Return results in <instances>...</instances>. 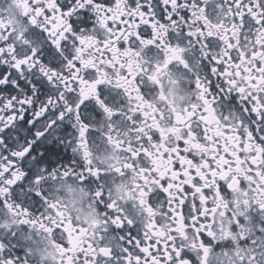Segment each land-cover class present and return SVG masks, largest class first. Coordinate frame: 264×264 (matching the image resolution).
Instances as JSON below:
<instances>
[{
    "label": "snow or ice",
    "instance_id": "1",
    "mask_svg": "<svg viewBox=\"0 0 264 264\" xmlns=\"http://www.w3.org/2000/svg\"><path fill=\"white\" fill-rule=\"evenodd\" d=\"M0 264H264V0H0Z\"/></svg>",
    "mask_w": 264,
    "mask_h": 264
}]
</instances>
